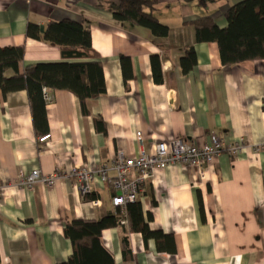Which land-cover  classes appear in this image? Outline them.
I'll return each mask as SVG.
<instances>
[{"label":"crops","instance_id":"1","mask_svg":"<svg viewBox=\"0 0 264 264\" xmlns=\"http://www.w3.org/2000/svg\"><path fill=\"white\" fill-rule=\"evenodd\" d=\"M242 1L157 0L154 15L168 33L156 37L114 20L108 7L118 0H0V48H24L20 72L32 64L82 61L26 36L29 24L45 29L68 19L89 27L105 85L103 95L86 101L87 114L74 94L45 89L46 133L34 128L26 91L0 90V264L65 262L72 254L67 222L116 214L107 184H96L92 195L100 206L93 207L68 173L74 166L109 165L118 153L137 156L136 132L148 153L160 141L201 147L213 135L227 145L242 139L246 149L222 152L200 169L176 164L156 172L138 201L149 229L171 235L175 250H158L126 222L101 234L114 264H264V148L254 151L264 142V60L224 66L216 43H198L191 24L209 18L223 29L227 10ZM189 47L196 62L185 73L180 60ZM151 56L158 57L159 83ZM45 134L50 139L38 143ZM34 170L60 178L51 187L35 182L29 188L21 180ZM123 235L129 260L122 256Z\"/></svg>","mask_w":264,"mask_h":264},{"label":"trees","instance_id":"2","mask_svg":"<svg viewBox=\"0 0 264 264\" xmlns=\"http://www.w3.org/2000/svg\"><path fill=\"white\" fill-rule=\"evenodd\" d=\"M157 0H118L110 4L108 10L113 19L129 22L146 28L156 37H164L168 27L161 24L154 15ZM227 25L218 28L209 19L191 22L198 43H216L220 61L224 66L239 65L249 61L264 60V0H244L225 13ZM26 36L45 42L59 49L64 59L82 60L78 62L38 63L20 66L24 59V48H0V90L3 95L16 91H26L32 113L34 128L46 133L47 117L43 89L64 90L74 94L83 114H87L86 101L96 99L105 93L102 65L92 50L89 27L72 20L51 21L43 32L29 24ZM122 65L127 59L121 57ZM192 47L185 50L180 60L183 72L195 65ZM152 74L155 82H161L160 65L157 56H151ZM94 199L93 195L86 200ZM125 220L129 232L140 233L145 242L153 239L158 250L174 252L173 238L161 231H151L143 219L139 201L127 204L125 214L119 208L114 215L97 220H72L65 224L64 235L71 243L70 258L59 264H114L112 256L101 244L104 230L122 226ZM151 219V217H148ZM170 244V245H169ZM169 246H172L169 250ZM121 251L124 260L131 259L128 235L121 238Z\"/></svg>","mask_w":264,"mask_h":264},{"label":"built area","instance_id":"3","mask_svg":"<svg viewBox=\"0 0 264 264\" xmlns=\"http://www.w3.org/2000/svg\"><path fill=\"white\" fill-rule=\"evenodd\" d=\"M43 95L45 101L50 100V95L45 89ZM50 137V134H45L38 137L37 142L44 144ZM135 140L139 145V152L135 157L125 158L122 153H118L109 165L98 167L83 165L71 168L68 177L73 180L75 189L83 200L95 192L98 182L107 184L114 194L111 200L112 206L120 208L124 215L126 205L138 201L156 172L176 164L200 169L204 165H211L222 152L233 156L246 149L242 139L227 145L213 135L210 143L201 147L182 139L173 140L169 145L160 141L154 144L153 152L148 153L143 150V137L140 132H136ZM263 148L264 142L261 146H256L254 151L259 152ZM111 171L114 173L113 176L110 175ZM59 178L57 172L44 175L39 170H34L28 177L22 179L21 183L29 188L35 182L51 187ZM88 201L93 207L100 206V201L95 198ZM119 223L124 226L126 221L121 219Z\"/></svg>","mask_w":264,"mask_h":264},{"label":"water","instance_id":"4","mask_svg":"<svg viewBox=\"0 0 264 264\" xmlns=\"http://www.w3.org/2000/svg\"><path fill=\"white\" fill-rule=\"evenodd\" d=\"M43 30H44V29H43V27L41 26V27H40V31L43 32Z\"/></svg>","mask_w":264,"mask_h":264}]
</instances>
